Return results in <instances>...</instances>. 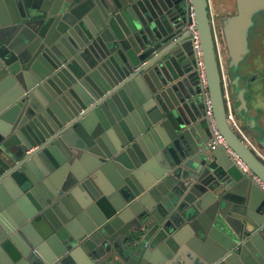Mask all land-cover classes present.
Wrapping results in <instances>:
<instances>
[{"label": "water", "instance_id": "95a60500", "mask_svg": "<svg viewBox=\"0 0 264 264\" xmlns=\"http://www.w3.org/2000/svg\"><path fill=\"white\" fill-rule=\"evenodd\" d=\"M235 4L218 31L209 0H0V264H264V190L208 146L189 30L264 182L225 100L264 155L245 70L264 0Z\"/></svg>", "mask_w": 264, "mask_h": 264}, {"label": "built area", "instance_id": "2783aa9c", "mask_svg": "<svg viewBox=\"0 0 264 264\" xmlns=\"http://www.w3.org/2000/svg\"><path fill=\"white\" fill-rule=\"evenodd\" d=\"M191 18H192V21L189 24V30L191 31L192 43L194 46V52H195V56L197 60L196 64H197V70H198L199 83L202 89V94L204 96V101H205V106H206L205 115L211 126V132H212V137H211L210 142L208 143V146L211 149H216L218 146L223 147L225 151L229 155L232 156V158L235 161V164L239 167V169L243 173H246L247 175H249L259 185V187L264 190V182L257 175H255L250 170V168L241 160V158H239L238 155L227 145L224 137L220 134L219 130L217 129L215 125L212 105H211V101H210L209 93L207 89V80H206V75L204 71V63L202 59V51H201V46H200V41H199V35H198V31L195 29V21H194L193 14H191ZM225 85L226 84L224 80V87ZM225 100H226V105H227V114H226L227 120L230 126L235 131L240 133V135H242V131L235 120L233 108H232L231 101H230V98L227 92H225Z\"/></svg>", "mask_w": 264, "mask_h": 264}, {"label": "rangeland", "instance_id": "374dc122", "mask_svg": "<svg viewBox=\"0 0 264 264\" xmlns=\"http://www.w3.org/2000/svg\"><path fill=\"white\" fill-rule=\"evenodd\" d=\"M211 5V12H213L214 17L213 23L217 26V28L220 30L219 21L222 19L223 16H228L232 13H234V0H209ZM255 26L257 28H254L251 30L250 38H251V47L253 45H260L261 51L255 55L254 57H258L257 60L258 66L256 65L255 61L252 59L253 55H249L248 60H246V64L252 69L255 67H263L264 68V16H262L260 19H256ZM256 35L257 38L254 36ZM253 36V37H252ZM264 106V101H263Z\"/></svg>", "mask_w": 264, "mask_h": 264}, {"label": "crops", "instance_id": "0c3cea01", "mask_svg": "<svg viewBox=\"0 0 264 264\" xmlns=\"http://www.w3.org/2000/svg\"><path fill=\"white\" fill-rule=\"evenodd\" d=\"M229 2V0H228ZM209 10H210V14H211V19L212 17H214L213 15V12H211V5H210V2H209ZM232 15V14H230ZM229 16V15H228ZM227 17L226 15L222 17L225 18ZM213 20V19H212ZM217 28V26H216ZM218 29V28H217ZM218 31H220L218 29ZM249 47H250V53L249 55H253L252 56V59L255 61L256 65L258 66V62L257 60L259 59L258 57H254L255 55L257 56V54L261 51V47H256V45H253L251 47V45L249 44ZM248 55V56H249ZM249 58V57H248ZM248 68L245 69L247 70L250 74V75H254L257 78V82H256V86L252 88V90L254 89V96L258 99L259 101V110L258 111H261V117L264 118V106H263V101H264V71H263V67H255V68H250L248 65H246ZM238 106V103H234V109H236ZM252 114L255 112H251ZM253 114V115H254ZM259 122V121H258ZM260 124L263 125V121L259 122ZM241 129H242V136L244 137L243 139L245 140V142L250 146V147H254V151L257 155H259V157L261 159L264 160V155L262 154V150L260 149L261 146L255 141V139L253 138L252 136V131L249 129V127L247 126L246 122L241 120ZM249 124V123H248ZM253 145V146H252Z\"/></svg>", "mask_w": 264, "mask_h": 264}, {"label": "flooded vegetation", "instance_id": "af4514ba", "mask_svg": "<svg viewBox=\"0 0 264 264\" xmlns=\"http://www.w3.org/2000/svg\"><path fill=\"white\" fill-rule=\"evenodd\" d=\"M234 9H235V11H236V4H235V0H234ZM235 11H234V13H232V14H235ZM262 16H264V15H257L256 17H255V21H256V19H260ZM255 28H257L256 26H255ZM251 34V33H250ZM263 35H264V33H263ZM256 38H257V36L256 35H254ZM253 37V36H252ZM251 42V38H250V35H249V44H251L250 43ZM256 47H261L260 45H256Z\"/></svg>", "mask_w": 264, "mask_h": 264}]
</instances>
